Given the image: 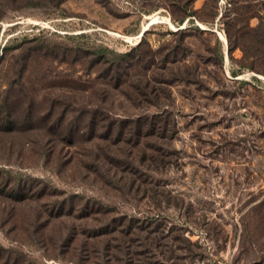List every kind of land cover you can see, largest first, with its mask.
I'll return each instance as SVG.
<instances>
[{"label": "rangeland", "instance_id": "obj_1", "mask_svg": "<svg viewBox=\"0 0 264 264\" xmlns=\"http://www.w3.org/2000/svg\"><path fill=\"white\" fill-rule=\"evenodd\" d=\"M0 166V264H264V0H0Z\"/></svg>", "mask_w": 264, "mask_h": 264}, {"label": "trees", "instance_id": "obj_2", "mask_svg": "<svg viewBox=\"0 0 264 264\" xmlns=\"http://www.w3.org/2000/svg\"><path fill=\"white\" fill-rule=\"evenodd\" d=\"M119 65L120 64H114V66H116L117 68L119 67ZM2 113L3 124L9 123V112L7 110H2ZM158 119V115H153L151 117H139L135 120H117L111 118L110 116H105L98 121L97 114L96 112H94L91 113V117L86 124V128L90 131L92 139L113 142L114 144L125 142L127 144H131L133 149L136 150L133 151L131 149L133 154H136V152H138V154H142L144 152V140L145 142H148L147 140H150L152 137H159V135L161 136L167 131V127L159 126ZM100 128H102L101 130H103L102 133H100L101 130L98 131ZM71 129L72 128H70L69 131ZM126 129L127 132H125ZM150 148L152 150L154 149L153 147ZM11 177L12 174H8L7 171H5L2 166H0V187L9 189L8 195L14 198H18V196H24L25 193H29V191H27V187L34 181L29 182L24 177H19L13 180L11 179ZM61 208L62 207L58 209ZM101 234L104 235L106 233L104 232V230H102Z\"/></svg>", "mask_w": 264, "mask_h": 264}, {"label": "bare ground", "instance_id": "obj_3", "mask_svg": "<svg viewBox=\"0 0 264 264\" xmlns=\"http://www.w3.org/2000/svg\"><path fill=\"white\" fill-rule=\"evenodd\" d=\"M144 32H145V31H144ZM144 32H143V33H144ZM143 33H142V35H143Z\"/></svg>", "mask_w": 264, "mask_h": 264}]
</instances>
